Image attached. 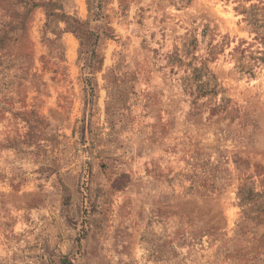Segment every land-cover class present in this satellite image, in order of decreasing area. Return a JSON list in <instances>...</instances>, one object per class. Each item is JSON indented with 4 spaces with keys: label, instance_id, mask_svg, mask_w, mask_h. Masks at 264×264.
<instances>
[{
    "label": "rangeland",
    "instance_id": "1",
    "mask_svg": "<svg viewBox=\"0 0 264 264\" xmlns=\"http://www.w3.org/2000/svg\"><path fill=\"white\" fill-rule=\"evenodd\" d=\"M263 23L264 0H0V264H264Z\"/></svg>",
    "mask_w": 264,
    "mask_h": 264
},
{
    "label": "trees",
    "instance_id": "2",
    "mask_svg": "<svg viewBox=\"0 0 264 264\" xmlns=\"http://www.w3.org/2000/svg\"><path fill=\"white\" fill-rule=\"evenodd\" d=\"M78 23L82 24L81 21H79ZM259 26L262 27V30L259 33V40L264 46V23L260 24ZM88 34L90 35L92 34V32L88 31ZM201 71L202 68L200 67H192L190 70H188V73L184 76V87H186V89L188 90H191L192 92H195L197 96L204 95L207 93L214 95L216 91V83L210 81V77H208L205 81H199V73H201Z\"/></svg>",
    "mask_w": 264,
    "mask_h": 264
}]
</instances>
